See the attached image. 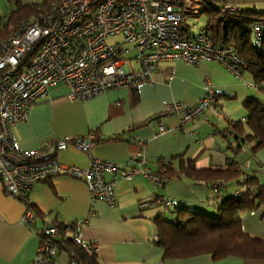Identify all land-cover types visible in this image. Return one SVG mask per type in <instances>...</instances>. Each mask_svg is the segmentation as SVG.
<instances>
[{"label": "crops", "instance_id": "0c3cea01", "mask_svg": "<svg viewBox=\"0 0 264 264\" xmlns=\"http://www.w3.org/2000/svg\"><path fill=\"white\" fill-rule=\"evenodd\" d=\"M238 5L264 11V4L256 2ZM14 7L9 0H0V26H5L1 20ZM193 25L188 32H193ZM6 26L7 35L8 26L13 25ZM153 79L152 84L110 89L87 100L68 99L66 87L57 85L15 124L18 148H40L64 136L90 138L92 145L87 151L69 144L50 155L64 165L86 167L91 155L121 163L141 152L146 158L144 170L159 176L162 183L158 185L141 173L129 181L120 180L114 189L116 204L109 206L100 199L92 201L84 182L63 175L35 183L26 201L6 193L0 180V264H30L40 240L37 229L75 221L82 222L78 242L96 245L99 264H264V258L212 259L210 254L164 259L155 239L154 221L158 216L171 219L175 215L170 208L159 206L164 198L188 209L215 213L218 203L241 187L236 180H228L219 196L209 200L212 190L208 181L184 175L163 178L159 175L162 164L177 168L183 160L198 170H214L235 162L244 173L255 176L257 186L263 189L262 197L255 199L257 207L239 213L242 229L253 238L264 239V147L252 150L254 142L245 141L237 150L234 135L223 133L229 122L245 123L247 100L264 106V80L256 85L247 67L236 77L221 64L207 60L195 65L183 60L159 62ZM207 80L217 100L202 117L180 126L179 115L162 114L167 103H196ZM244 132L245 136L249 130ZM144 202L149 204L142 205ZM30 205L38 213L31 226L22 220ZM52 264L72 262L66 251L59 250Z\"/></svg>", "mask_w": 264, "mask_h": 264}, {"label": "built area", "instance_id": "2783aa9c", "mask_svg": "<svg viewBox=\"0 0 264 264\" xmlns=\"http://www.w3.org/2000/svg\"><path fill=\"white\" fill-rule=\"evenodd\" d=\"M209 5L208 0H54L42 14L8 26V34L0 37V180L4 191L25 200L35 183L63 175L84 182L92 201L100 199L114 206V189L120 180L129 181L141 173L160 185L162 179L142 167L146 158L141 152L121 163L91 155L86 167L64 165L50 153L69 144L87 151L90 138L64 136L40 148L21 149L16 145L14 126L57 85L66 87L68 99L87 100L110 89L152 84L156 65L162 61L183 60L192 65L214 61L239 77L246 63L233 48L215 44L204 28L188 32L187 18L200 15ZM218 11L227 22L240 8L225 2ZM250 29L259 46L264 20L251 22ZM114 36L120 42H109ZM216 100L207 80L196 103H167L162 114L179 115L183 126ZM160 131H164L162 126ZM174 203L163 201L169 208ZM34 219L28 208L22 220L31 226ZM81 224L72 222L71 228L66 223L63 237H78ZM37 233L40 240L30 264H52L57 253L53 239L59 230L53 225ZM85 248L94 252L97 247L92 242Z\"/></svg>", "mask_w": 264, "mask_h": 264}, {"label": "trees", "instance_id": "16d2710c", "mask_svg": "<svg viewBox=\"0 0 264 264\" xmlns=\"http://www.w3.org/2000/svg\"><path fill=\"white\" fill-rule=\"evenodd\" d=\"M208 1L210 5L204 11L208 17V22L204 26L205 31L215 44L233 48L244 59L247 70L254 78V83L260 85L264 80V31L260 47L256 46L254 37L251 36L250 24L255 20H264V11L246 9L237 4L240 11L233 13L227 22H223L218 7L225 2L221 1V4L215 5L210 0ZM52 2L54 0H45L40 8H32L15 0V7L7 15L5 26H15L23 20H30V18L42 14ZM29 14L33 15L27 16ZM232 16H242L243 23L233 20ZM248 25L249 28H247ZM5 26H0V37L6 36ZM245 107L247 109L245 123L229 122L228 129L223 133L234 135L237 150L245 141H253L252 150H256L264 147V106L256 100H247ZM203 115L204 113L200 117ZM246 129L249 132L244 136ZM162 166L163 169L159 175L163 178H180L184 175L195 181H208L212 190L209 200H214L219 196L222 187L228 180H236L238 185L241 184L239 190L229 194L218 203V206L216 205L215 213L188 209L175 202L170 208L175 213L173 218L156 217L154 221L158 243L162 247L164 259L186 258L199 254H210L212 259H222L228 256L264 258V239L253 238L244 232L239 216L240 212L257 207L255 199L262 197L263 189L261 186H257L258 181L255 176L244 173L235 162H230L226 169L216 168L214 170H198L183 160H180L177 168L165 163ZM28 193L24 201H26ZM28 208L33 210L32 205ZM34 214L38 216L35 210ZM65 224L54 225L59 230L58 236L53 239L57 252L59 250L66 251L70 261L76 264H99L94 252L88 251L85 244L78 242L77 236L63 237L62 228ZM69 225L73 228L72 222Z\"/></svg>", "mask_w": 264, "mask_h": 264}, {"label": "rangeland", "instance_id": "374dc122", "mask_svg": "<svg viewBox=\"0 0 264 264\" xmlns=\"http://www.w3.org/2000/svg\"><path fill=\"white\" fill-rule=\"evenodd\" d=\"M19 1L21 2V4H24V5H27V6H31L32 8H40L45 0H19ZM211 1L213 2V4L214 3H216V4L220 3V1H216V0H211ZM9 2L11 4H14L15 0H9ZM254 3H242V5L243 6H247V5L254 4ZM256 3L257 4H264V1L256 2ZM32 15L33 14H31V15L29 14L27 16H32ZM32 18H34V17H32ZM32 18H30V19H32ZM232 19L233 20H238L241 23H243V21H244V18L242 16H232ZM207 21H208V17L206 15V13H204V12L201 13L200 15H198V16H189L187 18V24L188 25L192 26L193 24H195V27H192V31L193 32L197 31L198 27H204L206 25ZM117 40L119 41V40H121V38L119 36H114V37H111L109 39V42H115ZM131 54H133V52H131ZM159 206L161 208H165L163 206V204H160ZM209 213H211V212H209Z\"/></svg>", "mask_w": 264, "mask_h": 264}, {"label": "water", "instance_id": "95a60500", "mask_svg": "<svg viewBox=\"0 0 264 264\" xmlns=\"http://www.w3.org/2000/svg\"><path fill=\"white\" fill-rule=\"evenodd\" d=\"M216 1H223L226 3H236V4H240V3H251V2H258V1H264V0H216Z\"/></svg>", "mask_w": 264, "mask_h": 264}]
</instances>
